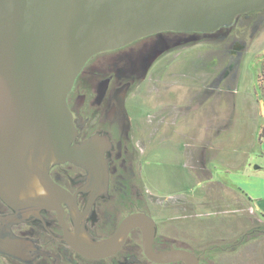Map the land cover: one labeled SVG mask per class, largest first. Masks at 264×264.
Returning a JSON list of instances; mask_svg holds the SVG:
<instances>
[{"label": "flooded vegetation", "instance_id": "flooded-vegetation-1", "mask_svg": "<svg viewBox=\"0 0 264 264\" xmlns=\"http://www.w3.org/2000/svg\"><path fill=\"white\" fill-rule=\"evenodd\" d=\"M263 21L264 8L250 10L215 31L163 30L94 54L76 77L67 102L78 131L72 144L96 138L95 145L104 149L108 160L109 187L94 188L89 171L67 160L54 161L49 168L67 196L45 204L25 202L27 196L49 194L37 178L19 202H9L0 192V264H187L159 257L174 250L193 253L200 264H214L225 253L245 250L262 240L264 219L251 220L246 214L240 220L248 224L236 238H201V224L212 219V212L197 211L193 197L173 203L149 194L143 167L153 163L143 153L157 142H172L180 148H169L171 153L188 169L184 179L187 174L197 178L190 184L192 191L212 183L207 180L212 176V108L222 100L212 93H225L222 89L229 83L223 74L228 73V65L221 66L222 74L212 76L220 62L212 63V48L206 52L197 48L195 53L190 47L220 32ZM218 40L219 50L234 53L235 60L246 46L237 36ZM145 104L150 112L138 117L139 106ZM194 122L207 125L203 141L184 131V123ZM200 174L207 176L201 180ZM171 203L174 208L169 207ZM174 209L180 214L169 216ZM134 215L145 216V228L131 226L119 248L109 254L89 255L72 243L73 239L109 240Z\"/></svg>", "mask_w": 264, "mask_h": 264}, {"label": "water", "instance_id": "water-1", "mask_svg": "<svg viewBox=\"0 0 264 264\" xmlns=\"http://www.w3.org/2000/svg\"><path fill=\"white\" fill-rule=\"evenodd\" d=\"M261 8L264 0H0L2 196L19 202L36 178L49 194L27 196L25 202L67 196L49 173L52 162L67 160L89 171L94 188L108 189L105 151L96 138L72 144L78 131L67 102L94 54L163 30L215 31L230 26L238 14ZM144 221L134 215L109 240L72 243L89 255H106L119 248L131 226L145 228ZM159 257L200 264L186 250Z\"/></svg>", "mask_w": 264, "mask_h": 264}, {"label": "rangeland", "instance_id": "rangeland-1", "mask_svg": "<svg viewBox=\"0 0 264 264\" xmlns=\"http://www.w3.org/2000/svg\"><path fill=\"white\" fill-rule=\"evenodd\" d=\"M225 36L228 37V40L237 36L245 41L246 46L239 51L240 55L237 56L239 59L235 60L234 53H231L229 50H225L224 48L221 51L219 50L218 39ZM210 47L212 48V63H215L218 59L220 60V62L217 61L216 63L218 68L212 69V76L218 72L222 74L221 70H223V67L221 66L227 63L228 68H226L228 69V73L225 72L223 78L225 82L229 83L228 87L222 89L225 91L224 94L212 93V95L222 97V100H218L216 103L217 108H212V114L216 113L215 111L220 106L219 103L227 100L231 105L235 104L236 117L245 116L250 119H256L257 101H261L264 97V82L262 83L259 78V76H264V21L253 25V27H235L231 31L220 32L215 36L209 37V40L194 44L190 48H195L194 52L198 53L197 48L205 50ZM207 55H210V53ZM202 68L207 70V66H203ZM140 99L143 100L142 98ZM145 102H148L147 98ZM139 107L138 117H146L150 112L147 105ZM232 111H235V109H232ZM169 148L178 149L180 147H175L172 142H164L162 144L157 142V146L149 149L147 147V152L143 153V156L146 155L153 163V165L143 167V172H146L145 189L152 196L159 197L160 201L163 198H168V200L177 203L186 199V197L196 198L197 211L205 214L212 212V219L201 224L199 229L201 238L212 236V240H232V238L234 239L240 235L243 232V228L248 224L246 221L242 222L240 220L241 217H244L243 215L246 214V217L250 215L251 220H256L257 215L238 204L239 201L235 199V195L224 187L208 183L192 191V187H190L191 183H194L197 178L187 174L184 179L183 175L184 173L186 174L185 171L188 169L183 166L181 158L178 156L177 159V156L171 153L173 150ZM150 149H154L152 154L150 153ZM161 152L164 153L163 156H160ZM256 163L259 164L258 162ZM205 175L207 176V174H200L198 177L203 178ZM172 195H174L173 199H171ZM173 203L169 207L174 208ZM168 213L169 216L180 214L179 210L176 209L170 210ZM237 219L240 222L236 224ZM222 263L264 264V238L254 242L245 250H232L231 253H225L214 264Z\"/></svg>", "mask_w": 264, "mask_h": 264}, {"label": "crops", "instance_id": "crops-1", "mask_svg": "<svg viewBox=\"0 0 264 264\" xmlns=\"http://www.w3.org/2000/svg\"><path fill=\"white\" fill-rule=\"evenodd\" d=\"M219 105L218 112L212 114V132L209 131L212 176L207 180L228 189L238 204L264 219V97L257 101L256 119L236 117L235 104L227 100ZM196 123H184V131L203 141L207 125Z\"/></svg>", "mask_w": 264, "mask_h": 264}, {"label": "trees", "instance_id": "trees-1", "mask_svg": "<svg viewBox=\"0 0 264 264\" xmlns=\"http://www.w3.org/2000/svg\"><path fill=\"white\" fill-rule=\"evenodd\" d=\"M260 78H262V80H264V76H260ZM261 81V80H260ZM262 83H263V81H262Z\"/></svg>", "mask_w": 264, "mask_h": 264}]
</instances>
